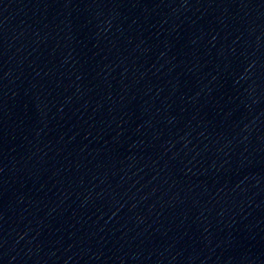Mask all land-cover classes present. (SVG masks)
Here are the masks:
<instances>
[{
    "label": "water",
    "instance_id": "1",
    "mask_svg": "<svg viewBox=\"0 0 264 264\" xmlns=\"http://www.w3.org/2000/svg\"><path fill=\"white\" fill-rule=\"evenodd\" d=\"M0 264H264V0H0Z\"/></svg>",
    "mask_w": 264,
    "mask_h": 264
}]
</instances>
